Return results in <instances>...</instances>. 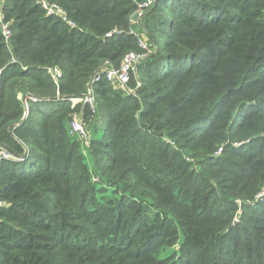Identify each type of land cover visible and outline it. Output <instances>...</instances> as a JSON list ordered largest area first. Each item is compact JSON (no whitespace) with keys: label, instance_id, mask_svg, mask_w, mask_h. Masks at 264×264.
Wrapping results in <instances>:
<instances>
[{"label":"trees","instance_id":"16d2710c","mask_svg":"<svg viewBox=\"0 0 264 264\" xmlns=\"http://www.w3.org/2000/svg\"><path fill=\"white\" fill-rule=\"evenodd\" d=\"M48 1L79 28L6 0L9 46L0 31V146L16 156L0 164L1 264H264V203L247 206L264 187V0H155L131 93L105 72L141 52L143 0Z\"/></svg>","mask_w":264,"mask_h":264},{"label":"built area","instance_id":"2783aa9c","mask_svg":"<svg viewBox=\"0 0 264 264\" xmlns=\"http://www.w3.org/2000/svg\"><path fill=\"white\" fill-rule=\"evenodd\" d=\"M6 0H0V31L4 38V41L7 46L10 45V41L13 36V22L8 21L6 18V9H5ZM155 0H145V6H151ZM37 4L41 6V8L46 12L48 16H52L58 18L62 23L67 25L71 29H78V24L73 21L68 15L67 11L57 3L50 2L48 0H37ZM142 5V6H144ZM140 6V7H142ZM123 32L114 30L113 33L108 34L107 37L122 34ZM134 33V31H131ZM137 35V34H136ZM139 47L141 52H132L127 54L121 63L119 69H110L106 73V78L109 82L114 84L117 88L122 89L124 91H128L129 93L133 92L128 89V85L131 81V73L137 68L138 64L144 60L149 54H151V49L148 43L142 39H139ZM52 77L56 83L62 78V72L59 69H54L51 71ZM1 77L2 70H0V88H1ZM100 78V77H99ZM76 100H73L75 102ZM88 109L95 114L97 111V100L94 93V89L92 85H89L87 94L80 98ZM30 106L29 100L26 98L25 100V116H29ZM70 135L74 137L81 145V149L84 154H87V150L91 146L92 135L88 132L86 128V123L83 117L78 113H74L71 117L70 121ZM222 153V149L219 150L217 155L219 156ZM2 160H16V156L10 154L3 148H0V164ZM8 203L0 200V208L7 207ZM1 264V262H0Z\"/></svg>","mask_w":264,"mask_h":264},{"label":"rangeland","instance_id":"374dc122","mask_svg":"<svg viewBox=\"0 0 264 264\" xmlns=\"http://www.w3.org/2000/svg\"><path fill=\"white\" fill-rule=\"evenodd\" d=\"M7 3L5 2V5H6ZM145 4V0H143L141 3H140V6H142V5H144ZM154 4V3H153ZM153 4L151 5V6H149V7H146L145 5L144 6H142V7H140V9H139V11H138V13L136 14V16H138L137 18L138 19H140L139 20V22H137V20L136 21H133L132 22V25H131V28L132 29H130V30H132V31H134V32H136V33H138V34H140L139 36H140V38L139 39H142V40H144V41H146L147 43H148V45H149V47H150V49H151V54H153L156 50H157V48H156V45L155 44H152V42H150V39H149V37H148V35H147V31L144 29V26H143V23H144V18H143V16H145L144 14L146 13V11L147 10H149L150 8H152L153 7ZM143 19V20H142ZM139 24H141L142 25V28L139 26ZM150 55V54H149ZM134 71H136V69L134 70ZM133 71V72H134ZM137 74V73H136ZM53 78V77H52ZM54 80V79H53ZM59 82V81H58ZM129 89V88H128ZM131 90V89H130ZM131 91H133V90H131ZM134 92V91H133ZM23 94V93H22ZM22 94H20V97L22 98L23 97V95ZM79 114V113H78ZM80 115V114H79ZM82 118V117H81ZM88 125L86 124V128H87V130H88V132L91 134V131L93 130V128L91 129V131H90V128H89V126L87 127ZM0 148H3V147H1L0 146ZM3 149H5V148H3ZM6 150V149H5ZM7 151V150H6ZM3 161V160H2ZM1 161V162H2ZM249 200H251V201H249V202H247L248 204H247V206H251V208L253 209V208H255L256 206H257V204L258 203H264V187L253 197V199H249ZM239 202H237L239 205H240V211L236 214V217H235V222H238V215L241 213V211H242V209H241V207L243 206V203L242 202H240V200H238ZM177 246H175L174 248H176ZM172 253V250H166L164 253H163V257H167L168 255H170Z\"/></svg>","mask_w":264,"mask_h":264},{"label":"water","instance_id":"95a60500","mask_svg":"<svg viewBox=\"0 0 264 264\" xmlns=\"http://www.w3.org/2000/svg\"><path fill=\"white\" fill-rule=\"evenodd\" d=\"M138 16H135V19L137 20L138 18H137ZM6 148V150L10 153V154H12V155H14V152L9 148V147H5Z\"/></svg>","mask_w":264,"mask_h":264}]
</instances>
